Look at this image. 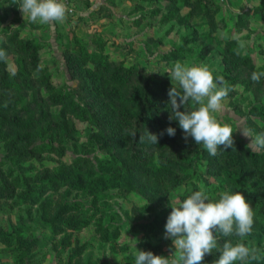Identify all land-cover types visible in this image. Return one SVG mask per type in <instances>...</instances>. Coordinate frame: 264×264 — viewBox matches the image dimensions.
<instances>
[{
	"label": "rangeland",
	"instance_id": "374dc122",
	"mask_svg": "<svg viewBox=\"0 0 264 264\" xmlns=\"http://www.w3.org/2000/svg\"><path fill=\"white\" fill-rule=\"evenodd\" d=\"M66 6L64 22L40 24L0 0V48L8 55L0 62V229L10 233L0 238V264H135L139 250L173 259V241L164 238L171 205L198 190L212 200L222 191L244 194L253 231L243 239L217 234L218 247L243 242L260 250L249 264H264V150L246 147L238 129L264 132V78L251 80L264 72V0L239 11L217 0ZM236 37L246 42L240 55ZM86 49L107 55L108 64L83 61ZM178 61L206 66L233 86L212 113L233 128L232 149L209 155L169 120L166 72ZM152 79L168 83L159 90L146 85ZM147 131L158 144L139 142ZM229 171L244 182L232 184ZM219 255L206 254L202 264Z\"/></svg>",
	"mask_w": 264,
	"mask_h": 264
},
{
	"label": "clouds",
	"instance_id": "9594fccd",
	"mask_svg": "<svg viewBox=\"0 0 264 264\" xmlns=\"http://www.w3.org/2000/svg\"><path fill=\"white\" fill-rule=\"evenodd\" d=\"M18 4L24 18L31 23L51 24L64 22L67 19L68 8L63 0H13ZM4 39L0 36V41ZM237 55L246 48V42L236 37ZM0 62L7 63L6 50L0 48ZM154 72L147 71L146 75ZM172 86L168 90L170 105L169 120H177L183 131L185 141L191 137L197 145H202L209 155L216 156L218 149L233 148V128L221 124L212 115L223 109L222 101L233 91L222 76L214 78L206 66H187L176 62L174 67L166 72ZM16 73L12 72L14 76ZM264 78V72H253L251 80L259 83ZM192 102L195 107L187 106ZM181 105L184 110L181 111ZM241 135L249 138L246 145L251 151L264 150V132L253 136L251 129L238 128ZM164 131L174 136L176 129L168 126ZM123 134L136 139L135 129H125ZM161 132L160 135H163ZM139 142L146 140L158 144V135L147 131L139 134ZM171 212L165 224L164 238H171L177 255L173 259L155 255L151 251L139 250L134 253L135 264H202L206 254L214 250L220 253L215 264H249L260 259L259 249L248 247L243 242L235 244L225 242L218 247L217 234L223 237L237 236L243 239L251 235L254 224V213L250 203L240 191H222L218 200H212L204 190L192 192L178 206L171 205Z\"/></svg>",
	"mask_w": 264,
	"mask_h": 264
},
{
	"label": "trees",
	"instance_id": "16d2710c",
	"mask_svg": "<svg viewBox=\"0 0 264 264\" xmlns=\"http://www.w3.org/2000/svg\"><path fill=\"white\" fill-rule=\"evenodd\" d=\"M80 57L82 58L83 61L85 62H100L102 61V63L105 65L108 64V59H107V55L105 54H102L101 51L99 50H96V49H93L92 51H89V50H84L83 52H80ZM129 71H130V68H129ZM150 81V83H152V86H154V88H158L159 90H163L164 89V84L168 83L165 79H152V80H145L146 82V85L147 83ZM2 84V83H1ZM0 84V85H1ZM3 85V84H2ZM5 90L8 89V87H3ZM148 93V94H147ZM145 92L143 91L142 93H140L143 97L144 100H147L148 97H149V91L148 92ZM151 93V92H150ZM146 102V101H145ZM145 104V103H144ZM141 112H147L149 113V110L148 109H144L142 110V107H141ZM48 147H54L53 145L51 144H48L47 145ZM256 152H251L250 153V156L253 157L255 159L256 157ZM202 156L201 155H198V159H201ZM226 175L228 176V178L232 181H230L232 184L233 182H237L239 181L240 183L239 184H242L244 182V178L242 176V174L240 172H227ZM9 235L10 233L9 232H5V231H2L0 229V238L2 239H6V238H9Z\"/></svg>",
	"mask_w": 264,
	"mask_h": 264
},
{
	"label": "crops",
	"instance_id": "0c3cea01",
	"mask_svg": "<svg viewBox=\"0 0 264 264\" xmlns=\"http://www.w3.org/2000/svg\"><path fill=\"white\" fill-rule=\"evenodd\" d=\"M251 1L252 0H224L218 2L223 3L226 10L239 11L243 9L247 5V3Z\"/></svg>",
	"mask_w": 264,
	"mask_h": 264
},
{
	"label": "built area",
	"instance_id": "2783aa9c",
	"mask_svg": "<svg viewBox=\"0 0 264 264\" xmlns=\"http://www.w3.org/2000/svg\"><path fill=\"white\" fill-rule=\"evenodd\" d=\"M217 1H224V0H217ZM63 2L66 4L68 3V0H63Z\"/></svg>",
	"mask_w": 264,
	"mask_h": 264
}]
</instances>
